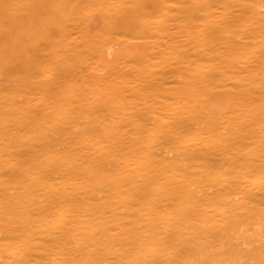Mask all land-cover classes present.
<instances>
[{
	"label": "bare ground",
	"instance_id": "1",
	"mask_svg": "<svg viewBox=\"0 0 264 264\" xmlns=\"http://www.w3.org/2000/svg\"><path fill=\"white\" fill-rule=\"evenodd\" d=\"M0 264H264V0H0Z\"/></svg>",
	"mask_w": 264,
	"mask_h": 264
}]
</instances>
